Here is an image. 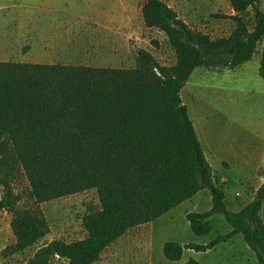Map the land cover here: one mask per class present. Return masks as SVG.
Here are the masks:
<instances>
[{
  "label": "trees",
  "instance_id": "16d2710c",
  "mask_svg": "<svg viewBox=\"0 0 264 264\" xmlns=\"http://www.w3.org/2000/svg\"><path fill=\"white\" fill-rule=\"evenodd\" d=\"M223 1L234 15L213 18L234 28L228 37L212 39L163 0H142L145 27L163 33L174 52L171 68L144 50L134 69L0 62V214L12 216L14 238L6 257L25 253L49 235L41 205L58 199L95 191L99 206L82 218L83 240H53L25 264H95L128 231L208 191L211 209L186 216L192 233L209 236L217 215L231 232L208 245L168 242L166 260L179 262L185 251L211 252L240 235L264 264V184L240 212L228 209L224 186L181 97L197 69L234 71L258 55L264 40L261 0ZM260 56L264 80V49ZM19 172L29 185V208L19 207L23 198L13 188Z\"/></svg>",
  "mask_w": 264,
  "mask_h": 264
},
{
  "label": "rangeland",
  "instance_id": "374dc122",
  "mask_svg": "<svg viewBox=\"0 0 264 264\" xmlns=\"http://www.w3.org/2000/svg\"><path fill=\"white\" fill-rule=\"evenodd\" d=\"M163 1L193 30L212 39L228 37L234 28L229 21L213 18L233 15L223 0ZM103 2L107 3L106 9L101 7ZM142 8L141 0H0V62L134 69L137 53L144 50L162 67H173L175 55L166 36L145 27ZM247 18L252 21L251 14ZM263 49L264 40L258 55L241 70H196L181 92L204 153L224 186L231 211V199L237 197L241 200L239 208L243 207L264 184V80L257 71ZM13 188L23 198L20 208L33 206L26 199L29 185L22 172ZM210 201L209 192L202 191L176 209L175 221L168 222L167 227L174 224L178 231L169 234V240L180 245H208L218 235L230 233L221 215L212 218L214 229L209 236L197 237L191 232L185 214L207 212ZM98 206L95 191L41 205L49 235L25 253L10 257L3 253L14 243L12 216L1 213L0 264H25L53 240L83 239L82 218ZM261 216L264 221V207ZM190 259L201 264H259L240 235L212 252H185L183 260ZM51 264L67 261L55 259Z\"/></svg>",
  "mask_w": 264,
  "mask_h": 264
},
{
  "label": "crops",
  "instance_id": "0c3cea01",
  "mask_svg": "<svg viewBox=\"0 0 264 264\" xmlns=\"http://www.w3.org/2000/svg\"><path fill=\"white\" fill-rule=\"evenodd\" d=\"M101 7H103V9H106L107 3L103 2ZM263 7H264V3H263V1H261V9ZM233 15H234V13H233ZM260 59H261V56L259 55L258 65H257L258 73H259V68H260ZM251 62H249L243 66L249 65ZM85 67H90V66H85ZM94 68H98V67H94ZM240 68L242 69L245 67L241 66L236 70H241ZM111 69H113V68H111ZM197 70H199V69H197ZM236 70H234V71H236ZM204 147H207L206 142H204ZM206 158H207V156H206ZM207 160H208V158H207ZM210 202H211V206H210L209 210L212 207V199ZM228 203L230 205L229 207H231V209H233L232 212H240L250 202H248L243 207L239 208L241 200L238 199L237 197H235L234 199H231ZM184 204H182V205H184ZM226 205H227V202H226ZM179 207H177L176 209H178ZM263 207H264V205H263ZM176 209L172 210L168 214L164 215L163 217L159 218L158 220H156L150 224L140 226L138 228H135L133 230L128 231L122 238H120L118 241H116L110 247H108L103 252L100 261H98L95 264H186L189 260H183L184 254H183L182 259L179 262H169L168 260H166V258L164 256V245L168 242L177 243L173 240H169L170 239L169 234L177 233V231H178L176 225L172 224V225H169V227H167L168 222L172 223L175 221L173 216H174V212ZM188 214L189 213L185 214V219H186V216ZM212 218H211V221H212ZM187 223H188V221H187ZM189 227H190V225H189ZM186 232H187V230L184 229L185 234H186ZM83 239H81V240H83ZM184 245H188V244H182V246H184ZM185 252H187V251H185Z\"/></svg>",
  "mask_w": 264,
  "mask_h": 264
}]
</instances>
